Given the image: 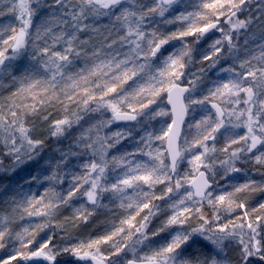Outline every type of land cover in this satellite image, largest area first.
I'll list each match as a JSON object with an SVG mask.
<instances>
[{"label":"snow or ice","instance_id":"obj_1","mask_svg":"<svg viewBox=\"0 0 264 264\" xmlns=\"http://www.w3.org/2000/svg\"><path fill=\"white\" fill-rule=\"evenodd\" d=\"M4 15L0 174L43 163L0 210V264H264V0Z\"/></svg>","mask_w":264,"mask_h":264},{"label":"trees","instance_id":"obj_2","mask_svg":"<svg viewBox=\"0 0 264 264\" xmlns=\"http://www.w3.org/2000/svg\"><path fill=\"white\" fill-rule=\"evenodd\" d=\"M8 23H16L15 18L10 15H4L0 17V28L6 27ZM55 142L52 144V142H49L47 149L48 153H50L51 157H57L58 152L55 150ZM68 145V144H67ZM67 145L63 144L60 148H65ZM41 164L32 165L31 167L25 168L24 170H21L15 174L10 175H4L0 174V210L5 209V201L11 199V197L14 195V190L18 189L19 187L23 186L24 190L26 191L28 186L24 184V178L28 176L30 173L34 171L35 168L41 167ZM68 166V165H67ZM34 191H37L38 189H33ZM259 198V197H257ZM64 214H68L70 212V209L65 208L63 210ZM100 220H103L104 217L100 216ZM27 220L20 221L17 220L16 227L19 228L21 224H26ZM88 231H100V226L95 227L94 229H88ZM40 235H43L41 233ZM8 254V250H0V257H5ZM13 264H16V262H13Z\"/></svg>","mask_w":264,"mask_h":264},{"label":"rangeland","instance_id":"obj_3","mask_svg":"<svg viewBox=\"0 0 264 264\" xmlns=\"http://www.w3.org/2000/svg\"><path fill=\"white\" fill-rule=\"evenodd\" d=\"M177 25H172V26H169V27H171V28H175ZM189 39H191V38H189ZM243 41V37H241V42ZM174 43H178V42H174ZM166 47H171V45H169V46H166ZM212 71H214V70H210L209 71V75H211V72ZM121 126V124H114V125H112V128L113 129H115V128H118V127H120ZM50 142H52V144H54V142H55V145H54V147H55V150L59 147H61L63 144H65V145H67V144H69L70 142H71V138H69V139H64V140H62V141H56V140H52V141H50ZM128 142L127 141H125L124 142V144H127ZM124 145L122 144L121 145V147H123ZM47 149H49L48 147H47ZM46 149V155H45V157H44V159H48L49 157H51V154L49 153L48 155H47V150ZM43 163V162H42ZM73 163V161L72 160H70L69 161V165L68 166H70L71 164ZM33 165H37V164H33ZM42 166V165H41ZM167 235V233H164V234H162L161 236H159V237H156L155 239L157 240V241H161V242H163V239H164V237ZM62 264H64V262L62 261Z\"/></svg>","mask_w":264,"mask_h":264}]
</instances>
